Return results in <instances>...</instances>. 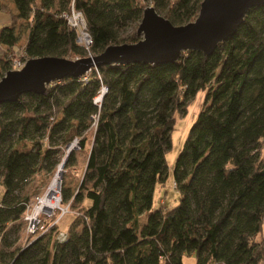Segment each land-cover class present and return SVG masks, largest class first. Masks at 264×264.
I'll return each mask as SVG.
<instances>
[{"label": "trees", "instance_id": "trees-1", "mask_svg": "<svg viewBox=\"0 0 264 264\" xmlns=\"http://www.w3.org/2000/svg\"><path fill=\"white\" fill-rule=\"evenodd\" d=\"M12 1V21H27L20 49L27 58L87 54L61 14L71 5L85 17L93 55L138 40L150 2L175 24L193 20L201 2ZM129 21L135 24L125 31ZM18 40L14 24L0 27L10 52L0 56V78L12 69ZM101 84L107 90L97 106ZM200 91L203 102L172 168L178 203L152 208L155 187L169 174L172 131ZM84 130L91 135L82 176L74 192H61L77 212L66 239L57 240L53 216L21 241L33 196L20 193L23 185L52 168L74 138L84 148ZM74 162L69 154L65 165ZM190 251L196 264L264 262V5L252 7L210 55L190 49L163 63L100 64L87 80L66 76L42 93L0 103V264H182Z\"/></svg>", "mask_w": 264, "mask_h": 264}, {"label": "water", "instance_id": "water-1", "mask_svg": "<svg viewBox=\"0 0 264 264\" xmlns=\"http://www.w3.org/2000/svg\"><path fill=\"white\" fill-rule=\"evenodd\" d=\"M262 5L264 0H201L196 17L180 24L147 5L136 27L138 40L111 43L97 54L76 58L28 57L21 68L9 69L0 78V103L17 100L25 92L42 93L50 82L79 77L100 64L163 63L190 49L210 55L219 42L236 32L252 7Z\"/></svg>", "mask_w": 264, "mask_h": 264}, {"label": "rangeland", "instance_id": "rangeland-1", "mask_svg": "<svg viewBox=\"0 0 264 264\" xmlns=\"http://www.w3.org/2000/svg\"><path fill=\"white\" fill-rule=\"evenodd\" d=\"M2 3L7 6V9L3 11L10 14L11 16L12 9L9 7L10 0H3ZM148 5H153V4L150 2ZM13 24L15 25L16 32L19 35V40L17 41L15 47L17 49L15 55L18 56L17 53H19L20 50L19 48H21L22 43L26 37L27 21L25 19H18L16 21H13ZM134 24H135L134 21H129L126 27L124 28L125 31H131ZM2 54L4 55L6 54L5 50L2 52ZM9 54L10 52H8L6 55L9 56ZM203 98H204V91L198 92L195 98L188 104L186 115L177 119L175 128L172 131V147L165 155V162L167 164V169L169 170V174L165 184L162 187L161 186L155 187L152 208H156V207L170 208L178 203L179 193L176 190V188H174L173 186L172 168L176 156L179 150L182 148L183 140L188 132V129L196 118L197 111L203 102ZM86 130H84V133L86 132ZM90 135H91V131L89 130L88 132H86V136H87L86 143L84 148L82 149L79 148L78 138H76L77 140L76 145H74L70 150L65 145L62 146L57 156L58 158L57 163L52 168L49 167L38 170V172L34 175V177H30L28 182L23 185L20 193L28 194L29 196L33 195L32 198H34L35 196L36 199L37 194L38 196H42L48 191V189L52 184V181L57 177H58L57 178L58 181L59 179H61V184H59V188H58L60 193L62 192V189L64 187L69 188L71 192H74L80 181L81 171L84 166L86 153L89 146ZM74 140L75 139L71 140L70 142ZM69 154H72L75 158V162L73 165H65ZM63 160L65 161L61 166V162ZM68 204H69L68 201L64 202L61 199L60 208H58L54 214L55 218L58 217L56 223L59 225V228H67L68 224L72 221L75 214L77 213L72 209H70ZM145 219L146 216L143 217V220ZM24 227L25 226L23 225L21 231V237H20L21 241L27 240V234ZM181 260H182V264H196V253L194 251L184 252ZM261 264H264V262H262Z\"/></svg>", "mask_w": 264, "mask_h": 264}, {"label": "built area", "instance_id": "built-area-1", "mask_svg": "<svg viewBox=\"0 0 264 264\" xmlns=\"http://www.w3.org/2000/svg\"><path fill=\"white\" fill-rule=\"evenodd\" d=\"M61 14L66 18L67 24L75 29L77 42L86 50L88 55H92L90 51L92 37L87 27V23L83 13L80 10L76 9L73 5H71L68 10L63 11ZM17 55L18 56L15 55V57H13L11 61L12 69L21 68L27 59V56L21 50H19V53H17ZM89 71L81 75L80 78H82L83 80H87ZM106 90V86L101 84L100 89L93 96V103L95 105L100 106L103 94ZM74 139V141L69 143L70 147L76 145L77 140L76 138ZM58 183L61 184V179H59ZM59 184L58 187L55 188L54 192L50 193V189H48V191L42 196H38L37 194L36 199L34 196V198H32L26 205V209L23 214L26 233L34 234L39 230L45 229L44 225L46 219L52 218L56 210L60 208L61 193L58 190ZM57 220L58 217L53 219L51 224L56 223ZM66 237L67 228H58L56 232L57 240L60 242L65 240Z\"/></svg>", "mask_w": 264, "mask_h": 264}, {"label": "crops", "instance_id": "crops-1", "mask_svg": "<svg viewBox=\"0 0 264 264\" xmlns=\"http://www.w3.org/2000/svg\"><path fill=\"white\" fill-rule=\"evenodd\" d=\"M0 2L2 3L3 0H0ZM9 7L12 9V12H16L15 5H14V3H13L12 0H10V5H9ZM11 23L13 24V21H12V18H11V16H10V14L6 13V12L3 11V10H0V27H1V26H4V25H10ZM26 37H27V33H26ZM26 37H25V39H24V41H23V43H22V46L24 45V43H25V41H26ZM22 46H21V47H22ZM15 47H16V45L13 47V50H14V52H17V49H16ZM5 49H6L5 45H3V44L0 43V56L3 55L2 52H3ZM19 49H21V48H19ZM1 51H2V52H1ZM83 170H84V166H83V168H82L80 178H81V176H82Z\"/></svg>", "mask_w": 264, "mask_h": 264}, {"label": "bare ground", "instance_id": "bare-ground-1", "mask_svg": "<svg viewBox=\"0 0 264 264\" xmlns=\"http://www.w3.org/2000/svg\"><path fill=\"white\" fill-rule=\"evenodd\" d=\"M71 148H72V147H70L69 150H70ZM58 184H59V183H58V179H55V180L52 181V184H51V186H50V188H49V189H50V193L55 191V188L58 187Z\"/></svg>", "mask_w": 264, "mask_h": 264}]
</instances>
